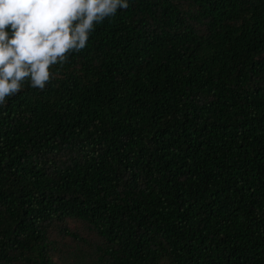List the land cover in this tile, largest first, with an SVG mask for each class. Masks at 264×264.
I'll return each mask as SVG.
<instances>
[{
	"label": "trees",
	"instance_id": "16d2710c",
	"mask_svg": "<svg viewBox=\"0 0 264 264\" xmlns=\"http://www.w3.org/2000/svg\"><path fill=\"white\" fill-rule=\"evenodd\" d=\"M0 106V264H264V0H129Z\"/></svg>",
	"mask_w": 264,
	"mask_h": 264
},
{
	"label": "clouds",
	"instance_id": "9594fccd",
	"mask_svg": "<svg viewBox=\"0 0 264 264\" xmlns=\"http://www.w3.org/2000/svg\"><path fill=\"white\" fill-rule=\"evenodd\" d=\"M129 0H0V106L26 83L43 91L50 71L87 47L98 24Z\"/></svg>",
	"mask_w": 264,
	"mask_h": 264
}]
</instances>
